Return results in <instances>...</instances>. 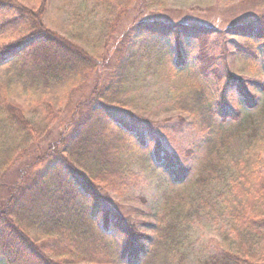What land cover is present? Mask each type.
Listing matches in <instances>:
<instances>
[{
	"label": "trees",
	"instance_id": "obj_1",
	"mask_svg": "<svg viewBox=\"0 0 264 264\" xmlns=\"http://www.w3.org/2000/svg\"><path fill=\"white\" fill-rule=\"evenodd\" d=\"M76 1L86 15H93L100 42L97 51L46 24L47 0H41L37 9L18 0H0V37L12 36L0 47V67L5 66L0 70V258L6 264H96L108 257L124 264H175L185 256L180 238L184 223L193 214L208 213L209 202L211 211L227 224L223 232L235 250L210 254L199 264H254L257 249L264 244V176L259 154L247 153L224 166L226 172L217 184L222 200L211 201L200 189L187 199L180 194L172 200L168 205L172 218L156 226L155 237L125 218L101 188L108 184L111 189L112 185L120 188L133 174L130 137L135 136L141 145L149 137L158 139L154 125L127 112L135 72L146 56L175 52L169 69L179 74L189 65L181 47L202 55L199 70L213 90L209 92L206 83L198 81L172 99L177 109L189 112L205 130L206 148L225 146L244 129L250 130L246 135L250 141L262 138L256 119H243L242 111L229 103L234 94L244 106H258L248 82L234 76L229 66L220 73L205 63L209 62L207 37L213 30L199 23L141 19V9L120 30V17L137 0ZM114 3L119 5L115 10ZM263 18L259 15L228 32L264 40V30L258 26ZM86 19L84 26L90 21ZM157 40L172 41L174 49L169 44L157 48ZM74 85L78 99L67 102L66 108L45 102V95ZM17 90L32 98L33 118L9 101ZM226 124H234L235 132H227ZM115 130L129 137L110 143L106 136L118 134ZM171 162L175 180L184 181L190 167Z\"/></svg>",
	"mask_w": 264,
	"mask_h": 264
},
{
	"label": "rangeland",
	"instance_id": "obj_2",
	"mask_svg": "<svg viewBox=\"0 0 264 264\" xmlns=\"http://www.w3.org/2000/svg\"><path fill=\"white\" fill-rule=\"evenodd\" d=\"M18 1L31 9H37L41 0ZM47 6L48 15L45 22L50 28L62 34L71 35L78 44L97 51L100 42L92 21L93 15H86L76 0H47ZM117 6L119 5L114 3L113 9ZM139 9L143 10L141 19L199 23L213 30L212 35L207 37L209 62L206 60L205 63L208 66L212 64L220 70V73L224 66H229L234 76L248 82L250 91L258 100V106L250 109L240 102L238 95L234 94L229 96V103L232 108L242 111L243 119L253 116L259 125L258 135L263 134L262 138L258 139L256 136L250 141L246 137L250 130L244 129L240 131V134H235L227 145H219L216 150H209L202 143L205 130L199 126L193 115L185 110L177 109L172 99L176 92L186 91L187 86L198 81L205 82L209 92L213 90L211 81L207 82L199 70L203 60L202 55L196 50L189 52L185 47H181L189 65L179 74L169 69V63L176 60L175 52L161 53L159 56L150 58L143 57L130 88L129 103L132 108L127 107V112L132 111L154 125L158 139L149 137L147 143L141 145L135 136L130 137L131 145L134 146L131 162L133 174L126 183L122 182L120 188L118 185H112L114 189H111L110 184L101 188L103 193L116 203L117 209L124 214L125 218L136 223L141 231L155 237L156 226L165 225L172 218L168 205L180 194L187 199L192 192L195 194L199 191L196 189H200L201 194L211 201L222 200L223 196L218 194L217 184L219 178L226 172L224 166L230 165L233 160L247 153L255 157L259 154L261 161L263 159L260 170L264 176V116L261 114V107L264 104V40L254 37L248 40L228 32V29L234 25L246 23L255 20L259 15H264V0H157L155 3L145 0L142 4L137 0L130 11H125L120 17L118 21L120 30ZM85 19L90 20L85 23L86 26L83 25ZM259 21L261 22L258 26L264 30V18ZM10 38L12 36L0 37V47L10 42ZM166 42L154 41L157 48L169 44V48L173 50V42ZM235 46L240 50L237 51ZM4 67L1 66L0 70ZM211 76L214 77L215 73L211 72ZM215 80L213 78V81ZM76 87L74 85L64 91L47 94L44 100L55 108L60 106L66 108L67 102L78 99L76 97L79 91ZM9 101L22 108L31 118L34 117L30 111L31 97L17 90L9 97ZM224 127L227 132H235L234 124H226ZM116 132L118 134L112 137L106 136L110 143L115 144L117 139L124 138L123 136L129 137L122 132ZM171 159L174 166L177 164L190 167V172L184 181L175 180V171L172 170V172L168 165ZM256 159L259 160V158ZM258 160L256 162L260 163L261 161ZM10 173L14 174V169ZM226 178L230 181L229 173ZM194 186L196 188H193ZM205 201L208 202V200ZM206 206L205 211L208 213H202L200 216L193 214L188 223H184L185 231L181 232L180 238L181 241L183 240L182 251L185 256L177 259L175 264H199L200 260L207 258L210 254L226 249L235 250V246L223 232L224 229L228 230L227 224L221 219L222 217H217L215 211H211L212 204L208 202ZM114 240L116 242V239ZM252 261L254 264L263 263L264 244L257 249ZM241 263L245 264L244 261ZM0 264L6 263L0 258ZM96 264L124 263L108 257Z\"/></svg>",
	"mask_w": 264,
	"mask_h": 264
}]
</instances>
